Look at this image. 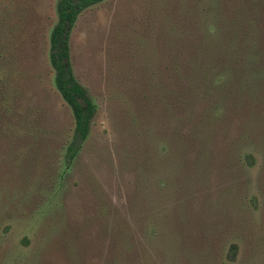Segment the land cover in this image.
I'll list each match as a JSON object with an SVG mask.
<instances>
[{"label":"rangeland","instance_id":"1","mask_svg":"<svg viewBox=\"0 0 264 264\" xmlns=\"http://www.w3.org/2000/svg\"><path fill=\"white\" fill-rule=\"evenodd\" d=\"M57 1L14 0L8 64L23 76L14 106L37 134L0 169V181L13 180L0 208V264H218L242 240L259 250L252 264H264L262 203L233 202L261 196V160L246 170L249 194H226L244 178L223 146L197 164V148L172 143L164 98L150 89L157 73L166 81L160 25L172 0L161 9L159 0H102L79 13L71 67L97 108L89 138L58 177L72 116L48 59Z\"/></svg>","mask_w":264,"mask_h":264},{"label":"trees","instance_id":"2","mask_svg":"<svg viewBox=\"0 0 264 264\" xmlns=\"http://www.w3.org/2000/svg\"><path fill=\"white\" fill-rule=\"evenodd\" d=\"M101 1L58 0L56 4L57 21L49 35L48 59L53 86L72 116V134L63 144L60 178L89 138L97 108L74 75L69 37L79 13ZM172 1L169 15L160 25L166 40L165 45L161 43L166 81L160 80L162 73L156 76L154 72L157 80L150 85L157 100L164 98L169 128L176 134L171 141L177 140L176 145H180L181 137L188 154L187 148H197L194 157L203 167L213 159L215 148L222 145L223 155L235 167L234 175L244 178L243 185H228L226 194H249L246 170L260 159L257 188L261 196L235 195L233 202H261L264 209V0ZM164 2L159 0L157 6L161 9ZM15 10L14 0H0V169L15 164L24 145L34 143L37 134L29 114H20L14 106L23 78L8 64L13 35L10 21ZM160 42L157 37L156 48ZM29 136L31 140L24 139ZM172 157L168 161L173 162ZM11 181L10 177L0 181V208L6 203L3 199L9 194ZM59 186L57 182L52 194ZM242 241V248L238 243L231 244L218 264H252L259 250L250 241Z\"/></svg>","mask_w":264,"mask_h":264}]
</instances>
